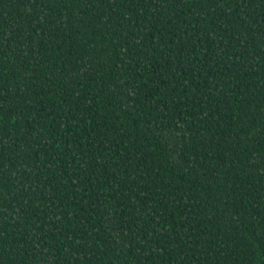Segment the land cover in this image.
<instances>
[{"label": "trees", "instance_id": "trees-1", "mask_svg": "<svg viewBox=\"0 0 264 264\" xmlns=\"http://www.w3.org/2000/svg\"><path fill=\"white\" fill-rule=\"evenodd\" d=\"M0 264H264V0H0Z\"/></svg>", "mask_w": 264, "mask_h": 264}]
</instances>
